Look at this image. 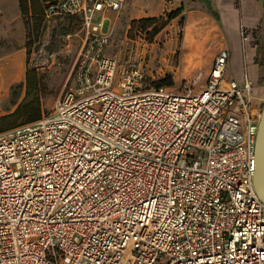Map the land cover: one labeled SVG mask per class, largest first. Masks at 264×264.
<instances>
[{
    "label": "built area",
    "instance_id": "built-area-1",
    "mask_svg": "<svg viewBox=\"0 0 264 264\" xmlns=\"http://www.w3.org/2000/svg\"><path fill=\"white\" fill-rule=\"evenodd\" d=\"M127 0H50L80 19L74 85L0 132V264H264L253 186L260 111L214 58L198 91L104 53Z\"/></svg>",
    "mask_w": 264,
    "mask_h": 264
},
{
    "label": "rangeland",
    "instance_id": "rangeland-1",
    "mask_svg": "<svg viewBox=\"0 0 264 264\" xmlns=\"http://www.w3.org/2000/svg\"><path fill=\"white\" fill-rule=\"evenodd\" d=\"M145 1L147 0H128L120 11L109 14V19L105 22L108 37L104 53L115 57L119 65H125L132 60L139 61L146 77L145 82L149 85H157L168 75L171 78L170 87L174 91L200 90L205 85L207 74L201 76L200 70L185 69L180 62L186 24L182 14L183 2L156 0L153 8H156L157 14L142 16L141 9ZM44 2L45 0H30L27 13H22L18 8L23 28L20 31L12 24L5 38L15 43L18 40L23 41L27 51L26 68L31 73L29 80L34 83L26 99L25 82H22L21 87V83L11 86L8 105L13 106L14 101L18 104L23 99L26 101L38 97L40 117L51 110L56 98L64 89L74 85L78 55L83 42L80 19L76 16L61 15L48 20L43 16ZM0 7L6 13L12 10L9 0H1ZM176 8H181V13L167 20V14ZM152 16L160 18L152 26L142 27L132 23L133 20ZM154 26L158 28L156 32L153 31ZM241 33L243 36L246 34L245 31ZM253 36L255 38L256 32H253ZM188 43L190 46L189 37ZM0 91L4 89L0 87ZM262 101L264 89L258 102L254 104L252 101L253 107L260 111ZM14 122L13 119L6 120L7 124ZM3 125H0V129Z\"/></svg>",
    "mask_w": 264,
    "mask_h": 264
},
{
    "label": "crops",
    "instance_id": "crops-1",
    "mask_svg": "<svg viewBox=\"0 0 264 264\" xmlns=\"http://www.w3.org/2000/svg\"><path fill=\"white\" fill-rule=\"evenodd\" d=\"M9 1L12 6L10 13H6L0 7V87L4 89L0 91V117L13 111L15 104L8 105L9 89L13 85L25 82L27 70V51L23 41L18 40L15 43L5 40L12 24L20 31L23 28L17 0ZM155 2L156 0L144 2L142 16L157 14L156 8H153ZM180 2H183L182 14L186 20L181 43L182 67L200 70L201 76L206 74L208 76L215 56L225 49L230 55L226 78L235 80L239 85H242L245 79L249 81L250 99L254 104L257 103L264 89V0H180ZM211 11H215L217 17ZM196 24L203 27L202 30H198L196 50L190 52L191 44L189 46L188 37L190 40V33ZM241 31L246 32L245 36ZM253 32H256L255 38Z\"/></svg>",
    "mask_w": 264,
    "mask_h": 264
},
{
    "label": "trees",
    "instance_id": "trees-1",
    "mask_svg": "<svg viewBox=\"0 0 264 264\" xmlns=\"http://www.w3.org/2000/svg\"><path fill=\"white\" fill-rule=\"evenodd\" d=\"M29 1L30 0H17L18 3V8L20 9V11L23 13L28 11V7H29ZM50 1V0H45L44 2V7L46 5V2ZM43 7V9H44ZM208 8H210L208 6ZM215 17H217V13L215 11H211ZM181 13V8H176L172 11H170L167 16L166 19L170 20L172 18L177 17L179 14ZM160 18L159 17H142L139 18L137 20H133L132 23L133 24H138L142 27H146V26H152V24H155ZM153 31H157L158 28L157 27H153ZM31 76V73H29V70H26V76H25V94H24V99H26L29 94L30 91L33 87V82L31 80H29ZM22 84H20L19 86L21 87ZM159 85H166V86H170L171 85V78L170 76H165L163 79H161L159 81V83L157 84ZM18 86V85H16ZM36 86V84H35ZM22 100L21 102H19L18 104H16V101L13 102V104H15V107L13 109V111H11L9 114H6L4 116L0 117V125H3V128L0 130L4 129H10L13 128L15 126L21 125V124H25V123H29L32 121H35L37 119H39L40 115H41V111H40V102H39V98L36 97L35 99H29V100ZM42 117V116H41ZM7 119H13L15 122L12 124H7L6 120ZM21 122V123H20Z\"/></svg>",
    "mask_w": 264,
    "mask_h": 264
},
{
    "label": "water",
    "instance_id": "water-1",
    "mask_svg": "<svg viewBox=\"0 0 264 264\" xmlns=\"http://www.w3.org/2000/svg\"><path fill=\"white\" fill-rule=\"evenodd\" d=\"M255 168L253 186L261 201H264V101H262L255 139Z\"/></svg>",
    "mask_w": 264,
    "mask_h": 264
},
{
    "label": "bare ground",
    "instance_id": "bare-ground-1",
    "mask_svg": "<svg viewBox=\"0 0 264 264\" xmlns=\"http://www.w3.org/2000/svg\"><path fill=\"white\" fill-rule=\"evenodd\" d=\"M203 25L196 24L193 27V30L190 33V44H191V50L195 51L197 46V40L199 39V33L198 30H202Z\"/></svg>",
    "mask_w": 264,
    "mask_h": 264
}]
</instances>
